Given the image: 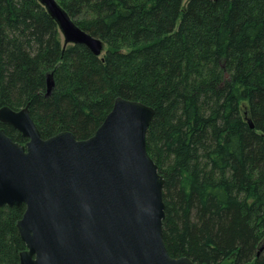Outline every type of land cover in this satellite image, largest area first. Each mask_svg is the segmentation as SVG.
Returning a JSON list of instances; mask_svg holds the SVG:
<instances>
[{
	"label": "trees",
	"instance_id": "trees-1",
	"mask_svg": "<svg viewBox=\"0 0 264 264\" xmlns=\"http://www.w3.org/2000/svg\"><path fill=\"white\" fill-rule=\"evenodd\" d=\"M55 1L102 53L65 44L39 0H0V108L86 140L116 98L151 107L169 256L264 264V0ZM24 209L0 208V264H19Z\"/></svg>",
	"mask_w": 264,
	"mask_h": 264
},
{
	"label": "water",
	"instance_id": "water-1",
	"mask_svg": "<svg viewBox=\"0 0 264 264\" xmlns=\"http://www.w3.org/2000/svg\"><path fill=\"white\" fill-rule=\"evenodd\" d=\"M39 2L65 44L100 56L101 41L55 0ZM52 88L49 74L46 96ZM153 115L149 106L116 98L90 138L65 131L42 139L28 107L0 108V123L27 139L21 145L0 129V208H25L16 224L25 245L19 264H194L171 258L163 241L165 180L145 140Z\"/></svg>",
	"mask_w": 264,
	"mask_h": 264
},
{
	"label": "rangeland",
	"instance_id": "rangeland-1",
	"mask_svg": "<svg viewBox=\"0 0 264 264\" xmlns=\"http://www.w3.org/2000/svg\"><path fill=\"white\" fill-rule=\"evenodd\" d=\"M187 0H183V6L186 3ZM224 264H229L228 262H225Z\"/></svg>",
	"mask_w": 264,
	"mask_h": 264
}]
</instances>
